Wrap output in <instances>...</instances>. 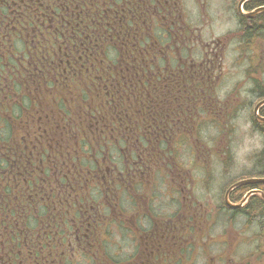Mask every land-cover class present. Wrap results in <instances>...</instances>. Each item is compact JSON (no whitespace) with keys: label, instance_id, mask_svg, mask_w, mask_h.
Listing matches in <instances>:
<instances>
[{"label":"trees","instance_id":"1","mask_svg":"<svg viewBox=\"0 0 264 264\" xmlns=\"http://www.w3.org/2000/svg\"><path fill=\"white\" fill-rule=\"evenodd\" d=\"M158 2L0 0V232L8 239L6 253L14 232L60 238L71 230V215L78 218L73 204L104 196L90 190L97 183L95 157L112 161L113 153L121 154L112 162L122 167L124 151L159 154L167 146L160 137L164 127L185 128L191 117L203 127L211 107L218 113L214 104L196 103L207 97L200 94L203 74L192 81L190 71L177 73L176 27L160 21ZM262 5L252 0L246 9ZM240 25L238 53L249 62L247 73L262 76L264 12ZM253 91L264 98L263 85ZM210 93L214 97L215 90ZM253 127L263 138L255 168L264 178V123ZM251 189L264 194V183L238 187L231 202ZM240 214L248 223L258 221L257 261L263 262V200L252 196ZM44 248L38 241L37 261ZM17 252L26 253L19 244ZM53 260L61 264L60 256Z\"/></svg>","mask_w":264,"mask_h":264},{"label":"flooded vegetation","instance_id":"2","mask_svg":"<svg viewBox=\"0 0 264 264\" xmlns=\"http://www.w3.org/2000/svg\"><path fill=\"white\" fill-rule=\"evenodd\" d=\"M157 4L160 7V21L176 27V34L173 36L175 45L173 56L177 61V73L185 75L190 71L192 81H201L203 77L199 79V76L203 74L207 84H201L205 87L200 90V94H205L207 97H202L205 99L203 103H196H199L202 107L204 106L203 108L213 103L220 109V103L210 93L212 88L213 91L216 89L221 76L220 69H218L220 65L217 68L214 67L217 56L214 55L213 49L218 43L221 44L223 39H228V35L217 39V42H212V49L209 42L202 43L200 41L199 30L187 25L182 19L180 0H159ZM241 22L237 19V24L240 25ZM197 45L201 47L199 60H195L192 55ZM186 51L187 53H185ZM217 55L220 56V54ZM254 92L256 91L250 93L253 94ZM257 94L258 102L262 97L258 92ZM190 124L196 129V120L193 121L192 117L190 118ZM178 132L179 130L174 131L171 129L170 131L167 127H164L160 137L163 140H168L173 138L174 135H178ZM143 137L151 139L147 135ZM124 152L127 156L123 153L126 157L122 167L110 161L106 155L95 157L93 172L97 183L90 190L97 193L100 191L102 195L111 197L113 200L117 199L119 193L124 194L126 192L128 195L131 193L132 197L127 210H124L120 204L118 206L117 202L112 208L104 202L92 201L87 197L70 207V210L75 211L78 216L75 219V215H71L74 220L71 221L70 231L67 230V232L61 233L60 238L54 237L53 232H14L11 237L13 243L8 253L4 251L8 239H5L2 232H0V264H27L23 258L24 253H16L17 244L26 252L28 264H53L54 256L61 257V264H68L79 256L87 258L91 264H194L199 256L204 258V264L230 263L229 255L233 250L232 243L236 233L233 237L231 236L229 241L226 238L221 240V236H216L221 239L212 238L209 236L212 231L209 229L206 220L202 230L191 232L196 222V218L193 219L192 216L195 215V207L199 203L197 199L192 202L189 198V201L180 198L181 205L178 203L179 211L177 213L169 214L165 212L167 207L162 206L168 200L174 199V195L170 196L167 193L174 188L186 187L187 192L192 195L193 187L191 184L181 181L178 177L180 173L184 171L188 173L190 170H183L179 165L167 164L164 151L159 154L147 152L144 149L135 151L133 154L127 151ZM169 176L174 177L166 185L165 178ZM162 179L164 180L163 186L160 182ZM152 190L156 192L158 198ZM107 211L109 212L107 213ZM235 215H229V212L222 214L228 222ZM111 224L115 228L123 226L124 229L110 232L106 237L107 232L106 234L102 232V227L107 228V225L110 226ZM221 232H224L225 236L232 233L226 232L224 228ZM242 233L237 232V236H241ZM201 234H204L205 240L200 244L193 236L195 235L198 238ZM125 236H128L131 245L132 252L129 256L118 258L119 254H107L105 248L110 246L108 240L125 238ZM42 240H44V257L46 259L43 261L44 257H41L37 261L33 254L37 251L38 241ZM214 241L225 246L223 254L215 255L212 253ZM196 243L198 247H196ZM27 248L31 251L27 252ZM198 248L201 254H197ZM54 252L56 253L54 254ZM96 256L102 257V261H95ZM63 260L65 262L62 263ZM232 264L253 263L236 261Z\"/></svg>","mask_w":264,"mask_h":264},{"label":"rangeland","instance_id":"3","mask_svg":"<svg viewBox=\"0 0 264 264\" xmlns=\"http://www.w3.org/2000/svg\"><path fill=\"white\" fill-rule=\"evenodd\" d=\"M238 1H180L183 11L182 19L185 20L187 25H191L199 30V37L202 42H209L213 49L212 42H217V39L224 38L225 35H228V39H223L222 43H218L213 49L214 55L216 54L217 56L214 61V67L217 68L220 65L218 69H220L221 73L215 89L216 98L221 108L219 110L218 107L213 106V108L219 110L215 114L216 118L220 120L219 123L217 121L212 122V119H210H215L211 114V107L207 111L208 123L196 129L190 123L186 124L185 128L183 126L180 127L187 135L182 136L183 141L179 146L173 149L170 148L172 154L170 162L190 169L188 173L184 171L178 177L181 181L191 184L193 187L192 195L187 192L186 187L180 189L174 188L170 192H167L170 196L174 195V199L167 201L166 198L167 202L162 205L163 207H167L165 212L169 214L177 213L179 211L178 203L181 205L180 198L185 199V201H189L190 199L192 202L198 198L201 203H198L195 207V215L192 218H196V222L191 232H196L199 229L202 230L206 220L209 229L212 231L209 236L216 239H221L216 237L221 236V240L226 238L227 241L230 240L231 236H234L233 232H242L243 229L248 236L258 234L259 225L257 220L256 222L248 223L244 217L239 216L233 223L226 221V217L222 216L223 213H226L224 212L222 203L224 191L230 183L242 178L258 177L257 175L260 171L255 168V157L263 147V138L254 130L251 120L253 106L257 101L258 95L257 93H253L252 95L250 90L252 89L253 91L254 86L257 85L264 86V74L260 76V73H257L252 77L251 74L247 73L250 67L249 62L245 60V56L242 59L241 56L243 55H238L240 46L237 38L240 35L236 29L237 22L235 18ZM231 40L232 42H230ZM193 52L195 53V55L192 54L194 59L199 60L201 57V47L196 46ZM217 54H220V56ZM201 101L203 103L205 99L201 98ZM193 135H195V139L192 138ZM110 158L113 162H120L122 159L121 154L118 153H113V156L111 155ZM172 177L174 176L165 178L166 185H168V182H171ZM160 182L163 186L164 180L162 179ZM153 192L157 197L156 192ZM129 195L125 192L124 194L119 193L115 200L105 196H99L96 200L104 202L112 208L117 202L118 206L120 204L124 210H127L132 197L131 193ZM129 213L131 212L129 211ZM223 228L226 232L232 233L225 236V233L221 232ZM117 229L123 230L124 227L115 228L111 224L110 226L107 225V228L103 226L102 232H105V234L107 232V237L110 232H115ZM193 238L200 244L205 240L204 234H201L198 238L194 235ZM245 240L244 243L238 238L237 233L235 234V239L232 243L234 253L229 255L231 262L228 264L240 261L242 258H245V261H247L251 253H261L249 239ZM108 242L110 246H106L105 248L107 254L115 253L119 254L118 258H127L132 252L128 236L112 239V241L109 239ZM196 247H198L197 243ZM224 248L225 246L222 243L214 241L212 253L215 255L223 254ZM197 250V254H201L200 249L198 248ZM23 258L28 264L25 253L23 254ZM96 258L95 261H102L103 259L100 256H96ZM252 261H255V259H252ZM204 263V258L199 256L194 264ZM68 264L91 263L87 258L79 256Z\"/></svg>","mask_w":264,"mask_h":264},{"label":"water","instance_id":"4","mask_svg":"<svg viewBox=\"0 0 264 264\" xmlns=\"http://www.w3.org/2000/svg\"><path fill=\"white\" fill-rule=\"evenodd\" d=\"M246 0H241L240 4H239V7L240 5ZM240 10V9H239ZM261 11H264V6L263 7H260L258 9H256L255 11L251 12V13H246V14H243L241 12V14L243 16H246V17H252L253 15L257 14L258 12H261ZM264 104V100H262L261 102H259L255 108H254V117L256 120L258 121H261V122H264V117H260L258 116L257 114V110L260 108V106H262ZM247 183H264V178H255V179H246V180H241L240 182H238L237 184H235L232 188L234 187H237L239 185H242V184H247ZM253 194H259L260 197L262 198V200L264 201V194L258 190H251L250 192H248L246 194V196L244 197L243 201H245L250 195H253ZM227 197V196H226ZM242 201V202H243ZM226 202H227V199H226ZM228 204V202H227ZM232 207H237V206H232Z\"/></svg>","mask_w":264,"mask_h":264}]
</instances>
